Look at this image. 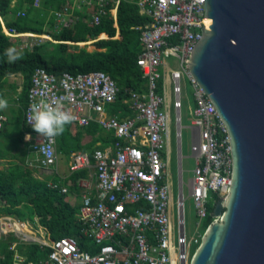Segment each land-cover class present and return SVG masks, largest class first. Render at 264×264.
Returning a JSON list of instances; mask_svg holds the SVG:
<instances>
[{"label":"built area","instance_id":"1","mask_svg":"<svg viewBox=\"0 0 264 264\" xmlns=\"http://www.w3.org/2000/svg\"><path fill=\"white\" fill-rule=\"evenodd\" d=\"M64 1L63 6L54 11L59 26L73 8L71 0ZM72 1L87 10L91 24H99L106 13L111 14L113 22L116 21L120 0H112L114 6L108 10L109 0ZM33 4L38 6L40 0H34ZM137 5L140 12L151 20L144 26L135 27L140 32L142 49L137 63L143 72L145 88L139 92L131 91L130 96L124 99V103L134 111L133 116H121L112 110L119 87L108 72L64 71L57 74L40 66L32 72L28 102L23 111L27 123L29 106L41 98V93L48 97H67L65 107L75 117L71 123L73 126L85 127L94 122L113 133V141L107 145H99L90 151L74 150L70 154V171H87L78 179L82 192L77 216L80 231L97 245V250L81 249L73 236H35L34 233L38 232L29 227V221L2 214L0 238L8 230L16 229L22 233L21 240H30L38 247L49 249L43 258L33 260L21 251L18 244H10L9 249L14 253L11 264H176L172 185L167 177L164 152L169 137V116L162 110L169 86L162 69L168 57H174L179 65L169 73L179 126L182 74L188 78L194 97L191 128L195 166L188 189L198 217L204 220L207 216V203L212 192L220 197L228 193L232 157L227 129L214 110L212 100L191 75L186 61L202 34L205 0H138ZM17 15L24 16L25 11L19 10ZM0 20L4 33L25 37L21 48H32L45 38L51 39L46 34L17 32L1 17ZM26 37L34 41L28 42ZM6 120L7 116L0 112V133ZM28 134L32 138L27 142L35 153V159H27V165L36 169L57 166L56 137L49 141L36 132H25L24 140ZM178 141L180 145V129ZM179 167L182 207L184 182L181 163ZM48 186L63 193L69 190L61 180H50ZM180 219L177 264H190L194 251L188 250L191 243L183 232V215ZM200 238L194 237L192 243L198 244Z\"/></svg>","mask_w":264,"mask_h":264},{"label":"trees","instance_id":"2","mask_svg":"<svg viewBox=\"0 0 264 264\" xmlns=\"http://www.w3.org/2000/svg\"><path fill=\"white\" fill-rule=\"evenodd\" d=\"M137 1H119L117 7L119 36L115 37L117 30L113 26L110 13H106L99 24H91L87 10L75 9V17L64 26H59L55 21L54 12L52 19H48L47 7L59 9L65 3L64 0H40V6H35L34 0H0V17L8 27L20 33L46 34L51 37L45 38L32 48H21L18 46L20 38L16 40L15 37L4 33L0 20V83L8 75L21 73L23 80L19 98L22 107L25 108L35 67H44L57 74L64 71L78 73L103 70L115 79L119 87L117 101L112 105V110L121 116H133L134 111L124 103V99L130 96L131 91L139 92L145 88L143 72L137 63L142 49L140 32L135 27L144 26L151 20L148 15L140 12ZM111 7L113 2L109 1L106 8L108 10ZM19 10H24L25 15L18 16ZM102 32L106 33V38H99ZM89 41L91 42L88 43ZM89 45H93V48H89ZM9 46H15L21 51L23 59L9 64L4 56V50ZM22 107L15 141L17 144L24 143L25 149L14 154L15 159L4 170H0V215H10L29 221L35 226L42 227L52 238L73 236L81 249L96 251L97 245L80 231L78 206L68 200L64 193L49 187L45 179L35 176L27 165V157L31 151L26 147L29 144L24 140V134L35 130L25 122ZM73 128L82 131L87 137L73 131ZM112 134L94 122L85 127L73 126L70 123L66 126L65 132L56 137L57 148L63 153L71 150L90 151L99 145L111 143ZM81 173L83 174L77 172V175H82ZM219 198L218 193H211L201 236L214 218L212 209ZM29 244L21 245L20 249L33 260L43 258L49 250L47 247ZM198 244L194 246L193 251ZM13 255L8 245L4 247L0 255V264H11Z\"/></svg>","mask_w":264,"mask_h":264},{"label":"water","instance_id":"3","mask_svg":"<svg viewBox=\"0 0 264 264\" xmlns=\"http://www.w3.org/2000/svg\"><path fill=\"white\" fill-rule=\"evenodd\" d=\"M202 21L186 61L227 129L232 172L190 264H264V0H205Z\"/></svg>","mask_w":264,"mask_h":264},{"label":"rangeland","instance_id":"4","mask_svg":"<svg viewBox=\"0 0 264 264\" xmlns=\"http://www.w3.org/2000/svg\"><path fill=\"white\" fill-rule=\"evenodd\" d=\"M40 6V4L38 5ZM48 12V19H52V8L51 6L47 7ZM80 8L77 9H81ZM82 10V9H81ZM68 16H66L63 20V22L60 23L61 25H65L68 22ZM10 36V35H9ZM12 37V36H11ZM18 41V46L20 47V44L22 45L23 39L25 37H15ZM27 41L30 42L32 39L30 37H26ZM34 41V40H32ZM83 44V43H81ZM90 48H93L92 45H89ZM179 65L178 62L174 57H168L165 60L164 68L162 69V72L167 80L168 88H167V101L163 105L162 110L166 111L169 116V137L167 138L168 143L166 142V146L164 147V152L166 153V163H167V177L170 180V183L172 185V233L174 236L173 246L176 248L174 250V259L175 263L177 264V255L179 251V243H178V235L180 233V222L183 215V232L185 234L186 240L191 243V246H189L188 250H193L195 243L193 242L194 237H201V233L203 231V220L198 217L196 214V206L194 203L193 198L189 195V189H188V181L193 176L192 169L195 166V157L192 154L193 148H192V128H191V121L193 118L192 110L194 107V97L192 93V88L190 86L189 80L186 77L185 74L181 75L180 78V86H181V101H182V108H181V123L180 126L177 122L176 117V110L173 106V100H174V94L171 91V86L169 83V73L173 69H178ZM19 76H22L21 73H19ZM4 85V83H3ZM159 92L163 94V90L161 87H159ZM3 129V128H2ZM180 129L181 133V143L179 145L178 141V131ZM73 131L78 132L79 134L83 135L85 138L87 137L84 135V133L80 130H77L76 128H73ZM9 132V130H8ZM1 147L3 148V151H6L8 153L9 148L13 144V141L10 139V136L7 132H5L1 138ZM29 144V143H28ZM23 147V146H22ZM25 147V146H24ZM23 147V148H24ZM27 148L30 149V145H26ZM11 152V151H10ZM18 152V150H17ZM31 157H35V153L32 151L30 152ZM182 156V157H180ZM7 162V161H6ZM68 157L66 154L61 152L58 155V170L61 173H67L69 170L68 168ZM180 163L182 164V180L184 182L183 184V206H180V189H179V176H180ZM54 168V167H51ZM3 169V161H0V170ZM32 171H37L40 175H45L43 177H51V174H46L44 169L41 168H31ZM68 198L72 200V197L68 195ZM74 201H77L74 199ZM31 223V222H30ZM31 225L36 229V226L31 223ZM7 241L3 238H0V255H2V250L4 247L7 246ZM26 245H30L29 242H26Z\"/></svg>","mask_w":264,"mask_h":264},{"label":"crops","instance_id":"5","mask_svg":"<svg viewBox=\"0 0 264 264\" xmlns=\"http://www.w3.org/2000/svg\"><path fill=\"white\" fill-rule=\"evenodd\" d=\"M109 1H112V0H109ZM70 2H71V5H73L72 6L73 8L71 10V14L68 15V19L69 20H71L73 17H75L74 10L75 9L78 10L77 8H80L72 0ZM113 6H114V2H113ZM117 7H118V5H117ZM82 8H84V7H82ZM55 10H57V9H55ZM55 10L52 9L53 12ZM54 16H55V14H54ZM112 19H113V17H112ZM55 21H56V19H55ZM113 26L117 30V33H116L115 37H118L119 35H118V20H117V17H116V21L113 22ZM106 37H107V35L104 32L99 34V38H106ZM90 42L91 41H89L88 43H90ZM92 47H93V45H92ZM22 80H23V77L19 76V73H15V74H11V75H8V76L4 77L2 82L0 83V98H4L8 102L7 108H5L3 110H0V112L4 113L7 116V120L4 123L3 129H2V132H1V135H0V143H1V138H2V136H3V134L5 132H7L9 134L10 139L13 141V144L9 148L8 153L6 151H3V148L1 147V144H0V150H1L0 161H3V170L5 169V167L13 159H15L14 154L20 152V150H22V149H25L24 143L17 144L16 141H15V138L18 136L19 128H18L17 124H18V118H19V115H20V109L22 107V104L20 103V98H19V92H20L21 87H22ZM3 83H4V85H3ZM8 130H9V132H8ZM104 145H107V144H104ZM17 150H18V152H17ZM57 150H58V148H57ZM72 151H74V150H71L68 153H64L68 157V162H67L68 168H69V162H70V154H71ZM60 153L61 152L58 150V155ZM27 159L28 160L29 159L33 160L35 158H33V156L31 157V155H30L29 157H27ZM41 169H43V168H41ZM44 170H45L46 174H51V177L45 178V177H43L45 175L42 176V175L38 174L37 171H33V174L35 176L41 178V179H45L47 181V184H48V182L50 180H61V182L63 184H65V185H67L68 188H69L68 192H65L64 194L67 195V199L68 200H70L74 205L78 206V210H79L80 205H81L82 188L78 184V179H79V177L81 175L80 174L77 175V172H83V174L82 173L81 174L85 176L87 174V171L86 170H81V171H77V172H71L70 169H68L69 171L67 173H61L58 170V163H57V166H55L54 168L50 167V168L44 169ZM58 191L61 192L60 190H58ZM61 193H63V192H61ZM68 195H70V197H72V200L68 198ZM74 199H76L77 201H74ZM3 216H4V214H3ZM29 227L30 228L32 227L33 230H36V232H38V233H34L35 236H38V237L46 236V237L52 238L40 226H36V229H35L30 223ZM30 228H29V230L33 231ZM21 235H22L21 231H18L16 229H11V230H8L6 233H3V238L7 241L6 244L8 245V247H9L10 244H14V243L18 244L19 248L21 247V245H26V242L36 244L35 242L30 241V240L29 241L21 240ZM11 237H14V238L11 239Z\"/></svg>","mask_w":264,"mask_h":264},{"label":"clouds","instance_id":"6","mask_svg":"<svg viewBox=\"0 0 264 264\" xmlns=\"http://www.w3.org/2000/svg\"><path fill=\"white\" fill-rule=\"evenodd\" d=\"M4 56L9 64L23 59V53L18 51L15 46L7 47L4 50ZM40 95L41 98L33 101L29 106L27 124L41 137L52 141L65 132L66 126L72 123L75 117L65 107L67 97H48L44 93ZM7 106V100L0 98V110L7 108ZM31 138V134L25 136L26 141H30Z\"/></svg>","mask_w":264,"mask_h":264}]
</instances>
